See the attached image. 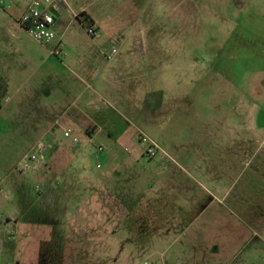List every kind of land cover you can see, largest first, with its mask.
I'll list each match as a JSON object with an SVG mask.
<instances>
[{
	"label": "rangeland",
	"instance_id": "rangeland-1",
	"mask_svg": "<svg viewBox=\"0 0 264 264\" xmlns=\"http://www.w3.org/2000/svg\"><path fill=\"white\" fill-rule=\"evenodd\" d=\"M72 6L61 26L68 58L55 64L60 80L50 91L42 71L21 56L0 54V220L19 218L16 257L1 264H264V0H72ZM81 9L95 19L96 35L74 16ZM113 48L118 54L108 60ZM92 92L100 128L93 139L57 122L61 106L84 107ZM66 130L78 138L75 147ZM143 135L192 186L182 193L192 221L177 238L165 237L150 215L138 220L137 200L155 171ZM41 142L51 146L46 162L22 173ZM65 148L78 159L71 162ZM73 166L112 171L114 214L129 212L123 222L98 225L96 240L62 235V225L73 231L75 222L77 202L61 194V175Z\"/></svg>",
	"mask_w": 264,
	"mask_h": 264
},
{
	"label": "crops",
	"instance_id": "crops-1",
	"mask_svg": "<svg viewBox=\"0 0 264 264\" xmlns=\"http://www.w3.org/2000/svg\"><path fill=\"white\" fill-rule=\"evenodd\" d=\"M34 0H0V54L7 58V60L12 58V55L21 56L30 69L33 71H42L43 80L49 81L50 84L46 83L43 87H47L46 91H50L52 88V81L56 83L60 80L59 73L56 72L55 64H58L59 58L53 56L48 47L40 45L35 42L36 45L31 46L27 39L31 38V35L23 28L20 24V20L23 15L27 12L30 5ZM46 2V0H41ZM50 3H57V7L51 4L49 5V11L55 15L56 25L55 30L57 31L60 39L63 38L66 52L67 42L65 40L64 32L61 31V26L64 23V18H66V13L70 10L72 6V0H49ZM86 11L80 10L73 12L74 16L78 20V16ZM87 15H90L86 13ZM94 19V18H93ZM95 20V19H94ZM79 21V20H78ZM80 22V21H79ZM97 29V28H96ZM88 32V30H87ZM93 36V35H91ZM66 59L68 58V53ZM64 58V59H65ZM63 60V59H62ZM61 63V62H60ZM48 64L51 66L48 68ZM80 65V64H79ZM86 68L88 67L85 65ZM63 80V77H61ZM48 85V86H47ZM98 93H90L85 96L86 102L84 107L71 109V106L64 104L61 106V114L57 118V122L65 123L68 122V130L75 128L76 130L85 132L89 138L93 139L99 131L98 119L92 112L91 105L94 99L98 96ZM82 94L77 95L76 101L82 100ZM3 111V105L0 104V113ZM67 131V130H66ZM109 138H112V132H108ZM72 147H75L72 144ZM65 155L69 157L70 161L74 162L78 157L76 155L72 156V150H63ZM76 154V153H75ZM166 155V153L164 154ZM155 157L151 161L154 168V174L151 181H148L144 188L142 189V194H140V199L137 200V208H141V212H138V220L140 222L145 221L147 216L150 215L153 218V222L158 225L157 230L161 231L165 237L177 238L180 232L179 227L189 224L192 220L186 213V200L182 197V193L191 192L192 186L186 183V178H181L177 174V169H182L176 166L175 162L168 161L161 155V157ZM77 162H81V159ZM63 183H61V194H64L65 198L69 202L76 203L77 206L74 209V213L71 216L74 217L73 231L68 228V224L64 223L61 227L63 228V237L67 239L70 234L76 236L77 239H82L83 237L96 240L98 239V234L100 233L102 227L98 225L112 224L114 221H124L129 217V212L126 210L125 214L128 216L123 217V211L120 212L122 215L121 219H118L114 214V186L113 178L114 175L112 171H103L102 173H96L92 170L87 169H75L74 166L71 170H68L64 175ZM72 178V180H71ZM72 181L73 183H69ZM116 190L122 191L123 187H118ZM174 193H178L181 196V201L174 200ZM154 196L153 201L149 195ZM200 198V197H198ZM199 206L202 205V200L197 203ZM116 207L125 203H115ZM88 209V216H81L83 210ZM66 213V212H65ZM178 213H181L178 215ZM69 213H66L67 220ZM65 216V218H66ZM70 217V216H69ZM15 219V220H14ZM15 224L19 223V218H11L3 221L0 220V264L9 261L12 256L16 257L18 243L15 231L10 228ZM14 224V225H13ZM87 224V225H86ZM108 233H113V228H105ZM14 231L15 238L9 239L7 236V231ZM88 232V237L85 232ZM27 235V240L29 241L31 237ZM69 240V239H68ZM20 245V243H19ZM16 264H21L19 262H14ZM13 263V264H14Z\"/></svg>",
	"mask_w": 264,
	"mask_h": 264
},
{
	"label": "built area",
	"instance_id": "built-area-1",
	"mask_svg": "<svg viewBox=\"0 0 264 264\" xmlns=\"http://www.w3.org/2000/svg\"><path fill=\"white\" fill-rule=\"evenodd\" d=\"M51 4L49 0L43 2L41 0H34L30 5L27 12L23 15L20 20V24L26 31L31 35V37L38 42L40 45L48 47L53 56L64 59L67 57V52L64 51L65 44L63 38L60 39L57 31L55 30L56 18L55 15L49 11V5ZM54 7H57V3H52ZM89 35H96L94 28L88 29ZM118 54V50L113 48L112 51L106 55L108 60L114 59ZM65 137L72 138L73 144H77L78 138L73 137L72 131H66ZM140 143L146 145L145 156L152 160L159 155L158 146L152 142L146 136L139 137ZM51 146L46 143H39L33 154L26 156L24 165L21 167L20 171L22 173H30L37 171L41 168L42 164L46 162L47 154L49 153ZM103 152V148L96 149V158ZM97 168H101V164L97 165ZM5 195V190L3 185L0 183V197ZM7 236L9 239H14L15 232L7 231Z\"/></svg>",
	"mask_w": 264,
	"mask_h": 264
},
{
	"label": "trees",
	"instance_id": "trees-1",
	"mask_svg": "<svg viewBox=\"0 0 264 264\" xmlns=\"http://www.w3.org/2000/svg\"><path fill=\"white\" fill-rule=\"evenodd\" d=\"M77 18L86 29L93 28L95 24V21L85 12L81 13Z\"/></svg>",
	"mask_w": 264,
	"mask_h": 264
}]
</instances>
